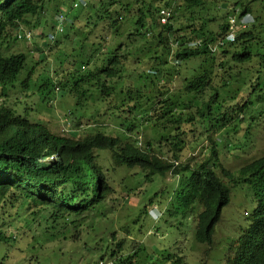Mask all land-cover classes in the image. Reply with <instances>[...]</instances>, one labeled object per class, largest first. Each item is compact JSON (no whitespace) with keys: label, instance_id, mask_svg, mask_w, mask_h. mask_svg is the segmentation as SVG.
I'll use <instances>...</instances> for the list:
<instances>
[{"label":"trees","instance_id":"trees-1","mask_svg":"<svg viewBox=\"0 0 264 264\" xmlns=\"http://www.w3.org/2000/svg\"><path fill=\"white\" fill-rule=\"evenodd\" d=\"M227 3L230 4L228 8L225 7ZM137 4H139L138 13H133L135 26L144 27L153 33L161 28L155 36L152 33L153 40L140 45L129 44L131 37L127 38L129 43L121 38L123 34L121 26L115 21L113 26L117 41L114 45L118 43V51L123 45L127 46L128 51L129 47H132L130 54L127 51L125 55H119L109 47L107 58L99 60L91 58L90 61L83 62L81 71L75 69L60 73L63 79L72 85L70 92H77L73 97L76 105L70 113L73 115L70 116L71 121L76 123V127L70 131L71 136L66 139V149L69 154L74 153L79 156L78 161L83 159L81 161L85 163L89 161L95 165V150H102L103 147L105 150L114 145L119 151L114 156L120 162V166L134 172L133 177L136 181L138 175L139 179L142 178L152 185L139 195L154 200L159 197L157 200L159 208H162L161 205L166 206L163 215L169 212L193 216L196 222V242L206 244L211 249L220 248L217 243L220 236L216 228L222 219L224 208L243 198L248 200L250 194L248 200L250 207L245 210L246 213H251L250 223L247 226V220H244V224L240 227L245 229L237 239H235L236 234L226 239L227 252L218 264H264V151L258 158L252 159L234 171L215 163L212 167H208L207 163L210 160L203 156L202 160L207 163L203 161L188 163L183 159L186 157L185 154L193 149L189 147L193 142V136L188 138V134L191 133L188 126L194 128L193 134H196L197 143H202L201 147L210 143L207 148L208 157L217 158L218 155L217 142L214 141L211 133H218V136L225 135L231 139L239 134L243 144L247 141L254 143L252 149L264 139L262 129L264 125V0H111L106 6L103 5V0H98L95 7H91L97 9V13L104 17L109 11L108 7L114 6L122 13L128 14L131 13L130 7ZM172 4L177 5L181 10V19L172 15L168 23L161 25L157 16L161 9L171 10ZM231 8V14L237 15L238 19L248 15L249 25L245 29L238 27L235 41L224 47L220 54H211L207 45L210 40L227 31L226 18ZM211 11L221 12L222 16L211 15L209 19ZM202 12H205L204 18L201 17ZM97 20L100 21V18ZM217 21H219L218 30L212 27V23ZM126 29L124 28L123 31ZM144 35L141 34L142 37ZM199 39L203 41L202 46L190 45ZM14 41L16 42L17 39ZM48 42L45 40L40 45L47 46ZM159 46H162L163 51L166 52L164 57L157 52L156 48ZM12 48L11 42L5 38L1 25L0 89L6 92L10 90L9 92L14 94L12 98L15 99L2 112L7 122L21 103L20 96L25 92L22 88L30 87L36 78H40L43 71L42 69L37 73L34 65L27 62V54L7 55ZM62 58L67 67L74 59L65 52L62 53ZM239 64L248 66L244 72V76L249 81L248 84L246 81V88L233 76L235 74L233 68ZM216 69L220 71L218 87L217 84H213L214 79L218 77V75L215 77ZM102 75L105 80L99 83L101 80L99 76ZM92 80H96L95 84L102 86L104 93L109 95L110 99L98 102L87 92H80L79 83L84 84ZM231 82L239 86L232 92H236L237 97L241 94L245 98L240 101L241 103H230L227 100L228 98L235 102L230 96ZM47 88L45 84L42 90L46 91ZM119 102L123 108L128 109H122L121 115ZM94 107L105 116L106 123L117 126L116 129L125 127L126 122L128 133H124L125 138L107 135L106 130H98L96 134L88 136L93 129L85 132L80 125L85 123L83 117L90 112V108ZM246 111L250 116L252 115L257 125L256 130L244 128L236 122ZM104 129L112 130L108 125ZM137 131L143 142H139L141 139L138 138ZM78 132L85 136L76 139ZM13 152L9 150L11 155ZM11 155L0 148V169L9 166ZM28 160L18 156L13 157L18 171L31 170L33 162ZM167 176L172 178L170 185L158 191L157 185L163 183ZM42 178L43 176L40 177ZM102 184L99 197L101 200H106L110 194L109 186L106 182ZM86 186L87 182L83 184V188ZM232 188L241 192L231 198ZM6 191V188H3L2 195H6ZM138 192L139 188H135L127 191V194L137 196ZM143 211L146 213L147 207H144ZM33 220L32 218L26 222L29 228H34L31 230L32 234L43 230L42 227L38 228ZM125 223V218L108 222L104 215H98L96 212L85 216L77 224L70 222L71 225L83 228L80 236L85 229L101 232L116 225L124 226ZM53 234L48 233L45 236L50 237ZM117 235V232L110 234L109 249L107 252L102 251L116 260L114 264H146L149 259L154 258L159 264L161 262V264L202 263L191 260L190 255H187L188 259H186L187 257L181 253H167L161 259L159 254L156 253L155 256L150 252L148 245L144 243L139 244V248H135L134 254H128L131 252V246L128 244L132 240L130 233L125 231L122 238ZM65 240L71 241L72 238L66 237ZM84 248L87 251H94V255L100 251L93 243L85 244ZM143 254H146V257H142ZM208 254L210 255V251ZM19 256L23 264H43L41 260L33 261L28 254H19ZM92 264H97V261L92 259Z\"/></svg>","mask_w":264,"mask_h":264},{"label":"clouds","instance_id":"clouds-1","mask_svg":"<svg viewBox=\"0 0 264 264\" xmlns=\"http://www.w3.org/2000/svg\"><path fill=\"white\" fill-rule=\"evenodd\" d=\"M97 2L98 0H0V26L3 25L5 38L13 46L7 52V55L21 56L27 54V62L34 65L37 73L43 69L40 78H36L30 87L25 89L20 86L25 92L20 96L21 103L17 109L15 108V114L8 119V122L2 112L15 101L12 98L14 94H11L10 90L6 92L0 89V148L5 149L8 155H11L9 150L14 151L9 160V166L6 169H0V245L10 246V243L20 241V237L31 234V230L34 228H29L26 222L32 218L36 226L43 229L38 232L45 235L55 233V228L59 227L57 225L59 223H62V228L65 225H70V222L77 224L85 216L94 212L98 215H104L108 222L121 218V214H123L122 207L127 199L117 200L121 206H112L111 204L102 206L109 199L107 197L106 200H101L99 197L104 182L109 186V192L111 193V186L106 175L107 169L100 164V153H109L114 163L122 167L114 156L115 153H119L115 146L105 148V150L104 147L102 150H95V165L89 161H86L88 163L81 161L83 159L78 161L79 156L74 153L69 154L66 149V139L71 136L70 131L76 127V123L71 121L70 116L73 115H70V113L76 105L73 97L76 96L77 92H70L72 85L69 84V81H65L60 73L75 69L81 71L83 62L90 61L91 58L97 60L107 58V48L109 47L117 51L119 55H125L128 51L127 46L123 45L122 49L118 51V43L116 46L114 45L117 41L113 26L115 21L122 26V23L127 19L124 26L127 29L123 31V28L121 31L123 34L127 32V35L123 36L122 34L120 37L128 43L127 38L131 37L129 44L140 45L143 42L153 40V31H147L141 26L136 27L134 24L135 16L130 18L132 12L138 13L139 4L130 7V11H133L128 14L122 13L120 9L114 6L108 7L107 15L102 17L97 13V9L91 7H95ZM110 2L111 0H103V5L106 6ZM231 10L232 8L226 18L227 31L210 40L207 45L211 54H220L224 47L235 41L237 37L236 29L238 27L245 29L249 25L248 15L238 19L237 15L231 14ZM172 15L177 18L182 16L181 10L175 4H172L169 11L161 9L157 16L158 22L161 25L166 24ZM97 18H100V21ZM128 18L130 19L128 20ZM159 30H161L160 27L153 33L154 36ZM216 30L218 29L216 28ZM142 33L145 34L143 37L141 36ZM143 38L145 39L141 40ZM14 39H17V41L15 42ZM45 40L49 41L48 45H40ZM190 45L202 46L203 41L199 39L190 43ZM27 49L29 51H26ZM131 50L132 47H129V51ZM63 52L74 58L68 67L64 65ZM234 67V78H237L246 88L249 83L244 76L247 64H239ZM219 73L218 70L215 77L218 75L217 79L220 83ZM99 79H101L99 83H103L105 77L102 75L99 76ZM95 81L92 80L84 84L79 83L78 89L80 92H87L98 102L110 99V96L104 93L102 86L95 84ZM60 82L64 85H61ZM45 84L48 86L46 91L42 90ZM216 84L218 87V83ZM238 87L237 83L231 82L229 87L231 90L230 96L233 101L241 103L245 98L241 94L237 97L236 92H232ZM118 108L120 115L123 112L122 109H127V107L123 108L120 102ZM89 111L83 117L85 123L80 125L85 132L93 129L88 136L96 134L98 130H106L108 131L107 135L125 138L124 134H120L119 131L128 133L126 122L125 127L116 129L117 126L110 124L108 121L106 124L105 116L95 107L90 108ZM94 120L99 121V123L90 125ZM239 120L242 121L239 122ZM239 120H236V122L244 128L256 130L257 125L248 111ZM251 122L253 123L250 124ZM106 125L110 126L112 130L104 129ZM188 127L192 132V126ZM77 134L79 135L75 137L76 139L85 136L81 132ZM137 135L141 139L138 131ZM211 136L217 142V158L208 157L209 151L207 148L210 143H207L204 147H200L198 152L201 156L208 158L210 162L207 163L201 159L197 163L203 161L207 163L208 167H212L214 163L224 167L220 159V147L227 148L228 152L232 154V148L238 151L240 146H243V141L240 139L239 134L228 140L221 138V135L218 136V133H211ZM141 141L142 139L139 142ZM16 156L32 161L31 170L18 171L14 165L17 163L13 161V157ZM240 167H235L236 169L232 171ZM115 169L116 166H113L112 172ZM123 169L130 172L125 167ZM41 176H43L42 179H40ZM86 182L87 186L83 188V184ZM137 183L140 185L139 191H144L152 186L142 178ZM121 184V191L126 193L129 198L126 190L127 186L122 181ZM3 185L5 187H2ZM166 186L167 184L161 190L165 189ZM3 188L7 190L6 195H2L4 194L2 192ZM112 190L115 194L114 187ZM141 197L144 198L142 195ZM158 198L156 200L144 198L146 199V203H144L146 204L144 207H147L146 213L151 214L149 210H154L157 213L162 212L159 217L163 215L164 208H159ZM163 206L166 208L165 205ZM21 207L26 209L27 216L24 215L25 218L19 220V217H15V215L19 213L18 210ZM245 210L241 211V216L244 220H247L248 226L251 213H246ZM151 215L154 217L153 214ZM8 221H14L15 227ZM234 229L235 239H237L245 228L236 226ZM35 231L37 230L35 229ZM136 242L141 243L137 240ZM137 247L139 248V245ZM107 255L102 253L96 258L97 264H114L116 260Z\"/></svg>","mask_w":264,"mask_h":264},{"label":"rangeland","instance_id":"rangeland-1","mask_svg":"<svg viewBox=\"0 0 264 264\" xmlns=\"http://www.w3.org/2000/svg\"><path fill=\"white\" fill-rule=\"evenodd\" d=\"M229 5L230 4L227 3L225 7L228 8ZM132 11L133 10H131V12ZM204 14L205 12L201 13L202 18H204ZM211 15L222 16V13L211 11L210 15L208 16L209 19L211 18ZM133 16L134 14L132 12L130 18ZM130 18H128V20ZM179 19H181V16ZM126 23L127 19L124 21V23H122L121 31L123 30ZM212 24L213 28L218 29L219 21ZM125 35H127V32L123 34V36ZM156 49L159 55L163 57L166 55V52L163 51L162 46H159ZM196 61H200V59H196ZM215 74H218L217 69L215 70ZM217 82L218 79L215 78L213 84L215 85ZM227 100L230 103L238 102H232V100L228 98ZM95 123H99V121L94 120L90 123V125H94ZM252 123L253 122L250 124ZM191 128L192 132L188 134V138L193 136V142L189 146L193 149L190 150L189 153H186V157L183 159L184 161L194 163L202 159V156L198 152L199 148L202 146V143H197L198 140L196 139V134H193V127ZM262 129L264 132V125H262ZM119 133L124 134L123 131H119ZM221 138H225L226 140L229 139L222 135ZM253 146L254 143L252 141H247L243 144V146H240L238 151L232 148V154L228 152L227 148L221 146L219 152L223 166L226 169L233 170L236 169L235 167L238 168L244 163L259 157V155L264 151V139L259 141L255 149H252ZM100 164H102L104 168L107 169L106 175L111 186V193L108 196L109 200L104 202L102 206H108L109 204L112 206H121L118 204L117 200L122 198L127 199L124 203V206L122 207L123 214H121V218H125V225L109 227L108 229H105L101 232L85 229V232H83V234L80 236L81 229H83L82 227L70 224L65 225L62 228V223H59L57 224L59 227L55 228V233L50 237H46L44 234L34 231L35 233L33 234L29 233L25 237H20V241L17 243H10V246L0 245V264H23L19 254H28L33 261L41 260L43 264H92V259L95 260L98 258L102 254V251H108L110 234L112 232H117V236L122 238L125 235V231L130 233V237L132 239L128 243L131 246V252L128 254H134V252H136L135 248L139 244L144 243L148 245L150 252L154 253L155 256L156 253L159 254L158 256H161V259L162 257H165L167 253H181L184 255V257L190 255L192 257L190 258L191 260L198 262L202 261L201 264H218V261L220 263V260L227 252L226 239L234 234V227L244 224L241 211L250 207V203L248 201L250 200V194L248 193V200L243 199L233 203V205H230L227 208H224L222 220L219 222L216 228L217 233L220 236V239L217 240L220 248L214 247L211 249V247L206 244H199L196 242V222L193 216H184L181 213L171 214L165 211L166 213L159 217V215L162 213L161 211L157 213L154 212V210H149L151 211V214L154 215V218L151 214L144 213L143 208L146 205L144 204L146 203V199L139 195L143 192V190L139 191L137 196H129V198L127 197L126 193L121 191V181L127 186V191L140 188V185H138L136 179L133 177L134 172H127L123 169V167L117 166L111 158V155L105 152L100 153ZM113 166H116L114 172H112ZM218 175L221 177V173ZM136 177L139 180V176L136 175ZM171 181L172 178L167 176L163 183L157 185L160 186L158 191L166 184L170 185ZM113 187L116 190L115 194L112 190ZM240 192V190L232 188L231 198L236 193ZM161 207L164 208L163 205H161ZM18 211L19 213L16 214L15 217H19V220L24 219V215L27 216L26 209L21 207ZM123 215L124 217H122ZM157 217L159 218L156 219ZM8 222L11 223L13 227H15L14 221ZM66 237H71L72 240L66 241ZM136 240L141 243L136 242ZM87 243H93L99 248L100 251L96 253V255H94V251H87V249L84 248L85 244ZM19 246L23 248H20ZM209 251L210 255L208 254ZM138 257H141V255H138ZM142 257H146V254H143ZM186 259H188V257ZM154 263L159 264L155 258L149 259L146 262V264Z\"/></svg>","mask_w":264,"mask_h":264}]
</instances>
